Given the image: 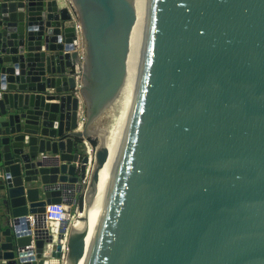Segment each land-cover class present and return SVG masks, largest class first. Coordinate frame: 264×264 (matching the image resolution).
Masks as SVG:
<instances>
[{
    "label": "water",
    "instance_id": "95a60500",
    "mask_svg": "<svg viewBox=\"0 0 264 264\" xmlns=\"http://www.w3.org/2000/svg\"><path fill=\"white\" fill-rule=\"evenodd\" d=\"M68 2L0 0V264L75 195L64 264H264V0Z\"/></svg>",
    "mask_w": 264,
    "mask_h": 264
},
{
    "label": "built area",
    "instance_id": "2783aa9c",
    "mask_svg": "<svg viewBox=\"0 0 264 264\" xmlns=\"http://www.w3.org/2000/svg\"><path fill=\"white\" fill-rule=\"evenodd\" d=\"M60 1V0H59ZM64 3V7L68 8V11L70 12L69 2L68 0H61ZM71 14V12H70ZM73 25L75 26V35L77 37V46L76 50L78 51L80 55V59L83 60V48H82V35L81 30L78 28L76 22L73 20ZM79 67L77 71L73 70V76H75V79L77 80L76 84V91H78L81 88V83L79 80ZM75 96L79 95L75 94ZM78 128L74 130L75 132H81L84 126V106L83 103L80 101L79 109H78V122H77ZM81 145L83 147L84 155H87L89 157V163L87 166V169H89L90 161H91V155L94 156L96 146H93L88 139H81ZM81 189H83L82 182H81ZM76 196V195H75ZM65 197V201L59 204H49L45 206V211L42 215V226L43 230L46 231V235L49 238H45V242L42 249L41 259L44 261V264H64V257H65V251H66V245H67V237L69 233V227H70V211L74 205L76 197ZM29 221L31 222V225L34 223V216L30 215L28 217ZM55 224L57 228V232L55 233V238L52 236V232L50 230L49 225ZM63 224H66V228L63 227ZM61 229L64 230L63 233H61ZM63 235V239L59 240V235ZM55 244V246H60V258H51L47 256L46 251L49 246V244ZM34 247V246H33ZM34 260L38 261L35 257Z\"/></svg>",
    "mask_w": 264,
    "mask_h": 264
},
{
    "label": "bare ground",
    "instance_id": "6f19581e",
    "mask_svg": "<svg viewBox=\"0 0 264 264\" xmlns=\"http://www.w3.org/2000/svg\"><path fill=\"white\" fill-rule=\"evenodd\" d=\"M150 4V0H146ZM60 6H64V3L60 0ZM136 103V102H135ZM135 103H129L126 105L123 112L117 117L114 118L113 124L108 128V134L106 137V144L109 149L108 160L105 163L104 167L101 169L103 171L109 172L110 166L113 164L114 157L120 156L122 148L124 146V140L126 138V133L128 130V125L134 110ZM50 230L53 238H55V233L57 228L55 224H50ZM49 244L46 254L51 258H55V253L57 252L55 244ZM54 255V256H53Z\"/></svg>",
    "mask_w": 264,
    "mask_h": 264
},
{
    "label": "rangeland",
    "instance_id": "374dc122",
    "mask_svg": "<svg viewBox=\"0 0 264 264\" xmlns=\"http://www.w3.org/2000/svg\"><path fill=\"white\" fill-rule=\"evenodd\" d=\"M114 118H110L101 128L100 130H107L109 127L112 126ZM92 139H95L97 142V145H99V138L98 136H92ZM96 145V146H97Z\"/></svg>",
    "mask_w": 264,
    "mask_h": 264
},
{
    "label": "trees",
    "instance_id": "16d2710c",
    "mask_svg": "<svg viewBox=\"0 0 264 264\" xmlns=\"http://www.w3.org/2000/svg\"><path fill=\"white\" fill-rule=\"evenodd\" d=\"M78 70V66H75L74 67V71H77ZM88 140L90 141V143L93 145V146H96L97 145V142L95 139H92V138H88ZM81 140H79L80 142ZM78 207H79V210L81 209L82 207V199L79 197V202H78Z\"/></svg>",
    "mask_w": 264,
    "mask_h": 264
},
{
    "label": "crops",
    "instance_id": "0c3cea01",
    "mask_svg": "<svg viewBox=\"0 0 264 264\" xmlns=\"http://www.w3.org/2000/svg\"><path fill=\"white\" fill-rule=\"evenodd\" d=\"M88 139V138H87ZM76 197V196H75Z\"/></svg>",
    "mask_w": 264,
    "mask_h": 264
}]
</instances>
